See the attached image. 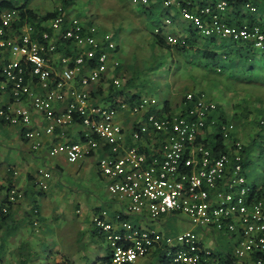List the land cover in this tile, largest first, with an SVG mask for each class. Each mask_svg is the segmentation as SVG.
Wrapping results in <instances>:
<instances>
[{"label":"built area","instance_id":"1","mask_svg":"<svg viewBox=\"0 0 264 264\" xmlns=\"http://www.w3.org/2000/svg\"><path fill=\"white\" fill-rule=\"evenodd\" d=\"M237 1L179 4V13L205 37L248 42L264 50L263 20L240 26L227 19ZM162 2L174 6L173 0ZM132 3L146 6L150 0ZM23 4L0 9V120L29 126L36 111L52 122L48 133L81 123L87 129L86 140L57 144L50 155L64 154L75 163L101 149L100 140L105 141L108 151L98 165L110 178L109 191L126 198L127 211L146 220L141 225L116 214L110 220L107 210L94 216L108 248V256L95 264H264V195L247 180L244 143L236 136L234 123L218 118V102L208 93L188 92L180 112L160 115L150 111L154 97L130 101L116 78L114 87L119 91L95 103L88 88L102 79L112 54L119 51L113 34L70 15L69 6L61 4L49 19L22 23ZM243 7L252 15L259 12L250 1ZM164 23L170 26L173 21L167 17ZM163 30L160 26L155 31ZM166 41L172 47L187 44L185 37L176 34L166 33ZM7 95L9 100L4 102ZM25 100L29 107L23 105ZM125 111L146 117L130 137L133 141L145 137L149 150L130 143L119 119ZM260 123L264 125V120ZM217 133L226 147L216 151L205 138ZM24 136L34 140L41 132L27 128ZM261 141L264 154V137ZM40 174L43 178L37 183L47 190L51 173L42 169ZM19 196L15 189L8 192L7 204L0 206V220ZM175 214L186 215L193 228L166 233L155 227ZM220 235L228 243L233 241L232 250L220 244Z\"/></svg>","mask_w":264,"mask_h":264},{"label":"crops","instance_id":"2","mask_svg":"<svg viewBox=\"0 0 264 264\" xmlns=\"http://www.w3.org/2000/svg\"><path fill=\"white\" fill-rule=\"evenodd\" d=\"M10 1L17 3L16 6L20 4V0ZM173 1L174 6L166 7L163 5L162 0H150V3L146 6L134 4L130 0L132 9L128 15L131 17L133 25H135L133 27L135 28L136 34L132 38L130 37L129 41L124 39V47H119L118 53L112 54L108 63V69L102 79L92 81L89 85L88 90L91 91L95 103L104 102L107 96H112V94L119 91V89L114 87V80L116 78L121 80V91L124 95L128 96L130 101L138 99V96L154 97L146 92H142L135 85L133 74L137 73L134 70L135 68L139 69V65H142L139 62H142V60L153 63L156 57H162L165 61L164 56L159 55L157 52L159 49L161 51L164 49H173L166 41V33L185 37L187 44L190 41L188 50L182 52V63L184 64V75L182 74V76L186 78V81H191L193 78H198L200 81V79L202 80L211 74L210 68L206 67L207 60H209L207 59V55L210 52L215 51L221 54L230 50L233 43L232 40L217 36L205 37L197 31L192 23L185 21L180 16L179 4L186 5L190 3V6L194 7L196 3H200L203 0ZM249 1L259 7V12L252 15L247 13L244 7L237 13L235 10L230 9L227 19L231 24L241 26L252 21L254 22L255 20H263L264 22V0ZM51 2L53 6L48 11L31 6V0H29L28 7L36 14L38 13L34 8L37 9L40 13L38 14L40 18L43 13L41 11H46L45 14L55 12L54 10L58 5H65L61 0H51ZM3 8L7 7H0V9ZM68 8L70 15L81 16L89 25L95 24L93 15L89 18L73 9V1ZM156 15H158L157 17L160 16V18H156V20L150 19L151 16ZM167 17H170L173 21L170 26H166L164 23ZM49 18L47 17L46 19ZM149 20L152 21L153 28L149 27ZM160 26L164 27L163 32L159 34L165 41L164 46L160 45L156 40L155 30ZM111 27L113 26L108 24L105 30L111 32L115 37V33L110 31ZM225 40H230L231 43L228 44ZM123 52L124 54H122ZM219 59L217 58L218 63L221 62ZM84 71L87 74L89 73V69H84ZM180 86L177 83V87L171 91V98L163 103L154 97V107H150V111L153 112L155 109L156 111L154 112L160 115L164 114V112H180L183 107L185 95L188 92L208 93L204 88L196 89L195 87L181 92ZM8 100L9 95L5 97L4 102H8ZM167 101H169L171 111H164L166 110L165 103ZM218 104L220 105V102ZM23 105L29 107L30 102L25 100ZM220 107L223 108L222 105ZM119 119L127 130L130 143L137 144L149 150L148 140L145 137L140 141H133L130 137L136 126L140 122L145 121L146 117H139L129 111H125L119 115ZM247 119L248 117H245L244 121ZM263 119L261 118L257 123ZM51 124L52 122L46 116L36 111H32V123L29 126L20 124L10 125L0 120V206L7 204L8 192L10 190L15 189L20 194L17 202L9 204L11 207L9 214L0 220V243L5 240H11L14 249L18 250L17 253H20L21 247L24 246L25 242L27 244L30 243L34 237L42 238L45 232L48 235H50V232L55 233V231L57 232L60 229L57 227V224L60 223L64 226V222H68L69 224V221L77 223L76 225L83 231V236L87 238L93 237L99 241L103 237L98 234L93 218L102 210L108 211V218L110 220L116 214L130 220L131 217H135L137 222L134 223L145 225L146 220L142 215L131 214L127 211L128 201L126 198L115 196L109 191L110 178L103 175L98 165L100 157L108 151L105 141L100 140L103 146L101 149L94 151L91 155L75 163H71L64 154L51 156L50 150L53 146L60 143L85 141L87 129L76 121L73 124L55 129L54 133H48L47 129ZM27 128L38 129L41 132V136L34 140L26 139L24 131ZM95 138L98 139L96 136ZM42 169L50 171L51 173V178L47 180L49 186L47 190H44L37 183V181L43 178L40 174V170ZM100 182L105 187L100 185ZM78 186L82 187L84 191L81 192ZM178 215L175 214L165 217V220L159 221V223L155 224V227L166 233L180 231L163 229L171 219L173 220ZM82 239L83 237L80 241ZM75 241L77 242L76 238ZM106 250V255L102 258L108 256L107 247ZM0 260L3 264H16L15 258L11 257V252L0 255ZM67 260L75 264L65 256H59L57 262L58 264H64ZM141 264L149 263L142 261Z\"/></svg>","mask_w":264,"mask_h":264},{"label":"rangeland","instance_id":"3","mask_svg":"<svg viewBox=\"0 0 264 264\" xmlns=\"http://www.w3.org/2000/svg\"><path fill=\"white\" fill-rule=\"evenodd\" d=\"M21 2L23 0H20ZM52 4L51 0H31L30 3L31 6L47 11L52 8ZM73 6V9L79 11L83 16L90 18L93 15L95 24L101 29H105L108 24L113 26L110 31L115 33V39L120 48L124 47L126 39L129 41L130 37L132 38L136 34L133 27L135 25H133L132 19L128 15L132 9L130 0H73ZM73 9L71 8V10ZM34 10L40 14L37 9L34 8ZM41 12L43 13L40 17H44L46 11ZM157 16H151L150 19H159L160 16ZM151 20H149L148 25L153 28ZM144 22L146 23L145 20ZM225 42L231 43L230 40H225ZM157 53L163 55L165 61L162 57H156L153 63H148L146 60H142L143 63L139 62L142 65H139V69L135 68L134 72L137 73L133 74L135 85L142 92L156 97L161 103L171 98V91L177 87V83L181 85V92L194 87L196 89L204 88L211 97L220 102L228 121L235 125L236 136L244 144H250L253 139H256L254 144L251 145V162L246 167L245 173L250 185L263 184L264 154L261 140L264 134L262 133L258 138L256 137L258 132L257 121L264 116V82H261L264 80L262 76L260 80L256 78L254 82L250 83L246 80H252L255 70L253 73L251 72L252 74L246 73L244 76L246 80L227 78L222 72L215 73L211 71L208 77H204L200 81L198 78L186 81V78L182 76L184 73L182 51L175 48L162 51L159 49ZM246 63V68L252 66L257 69L262 66V71H264V50H253V54ZM243 113L248 115L246 121H244L245 116L242 115ZM240 117H242L243 122L241 119V121L238 120ZM100 185L105 187L102 182H100ZM78 187L81 192L84 191L82 187ZM171 220L166 227H163L164 230H185L194 226L188 220V217L183 214H179ZM131 221L137 222L135 217H131ZM76 224L74 221H69V224L64 222V226L60 223L57 224V227L60 228L57 232H50V235L45 232L42 238L34 237L30 243L25 242L20 253H17L18 250L14 249L11 240H5L0 243V255L11 252V257L15 258L16 264H58L57 259L59 256H65L75 264H95V262H99L107 252L104 239H100L99 242L93 237L83 236V231ZM82 237L83 239L80 241ZM75 238L77 242H74ZM219 242L228 250H232L234 243L233 241L228 243L227 237L220 235Z\"/></svg>","mask_w":264,"mask_h":264},{"label":"trees","instance_id":"4","mask_svg":"<svg viewBox=\"0 0 264 264\" xmlns=\"http://www.w3.org/2000/svg\"><path fill=\"white\" fill-rule=\"evenodd\" d=\"M73 0H62V2L65 4V6H69L72 3ZM249 0H238L237 3H235L233 5V10H235V12L237 13L238 11H240V9L243 8L244 4L247 3ZM17 3H14L10 0H1L0 1V7L5 6V7H15ZM29 0H25L23 6L20 7L21 10V22H30L31 24H36L37 20L38 21H42V19H46L47 17H51L55 14V12H49L47 13L44 17H40L34 13L33 10H31L29 7ZM256 21V20H255ZM253 22V21H252ZM250 22V23H252ZM39 26V24L37 25ZM156 35V40L160 45H165V41L164 39L157 33H155ZM167 46V45H166ZM170 46V45H169ZM190 46V41H188V44L184 47H178L175 46L177 50H180L182 52H186L188 50V47ZM232 47L230 48L229 51L227 52H223V53H217L215 51L210 52L207 55V68H210V71L215 72V73H223L224 75L227 76V78H240L241 80H246L244 78V76L246 75V73L248 74H252L255 70V73L252 75V80L247 82H254V80H256V78L258 80L261 79V76L264 80V71H262V66L258 67L257 69H254V67L250 66L249 68H246V65L250 59V56L253 54V50H256L250 43H246V42H240V41H233ZM172 47V48H175ZM63 48L64 45L59 47V51L63 52ZM64 53H66V51H64ZM217 58H220L219 60H221V62H217ZM218 68H221V70L219 71ZM259 70V71H257ZM252 72V73H251ZM264 82V81H261ZM114 94H112L113 96ZM110 96H107L105 99L110 98ZM165 111H171V107L169 106V101H167L165 103ZM154 111H156L154 109ZM218 118L222 121L228 120L225 111L223 110V108L220 107L219 105V110H218ZM245 117H248V115L246 114H242ZM264 118V116H263ZM233 120V119H232ZM264 120V119H263ZM236 121V120H235ZM259 121V120H258ZM258 132H257V138L258 136H260L262 133L264 134V125H261L260 122H258ZM237 134V133H236ZM209 135L206 136L205 138V142L207 144H210L214 149L219 150V149H223L225 148V144H224V140L220 137L218 133L215 134L214 137L211 138L209 137ZM217 137V142H215V138ZM256 139H253L251 141L250 144H244V160H243V166L244 169H246V167L250 164L251 160H250V155H251V145L254 144ZM214 144V145H213ZM248 164V165H247ZM254 187L253 190H258V188H260L258 190V193L261 195H264V183L263 184H258V185H252ZM11 207L9 208V212H10ZM9 214V213H8ZM7 214V215H8ZM64 264H72L71 262H69L68 260L66 262H64Z\"/></svg>","mask_w":264,"mask_h":264}]
</instances>
